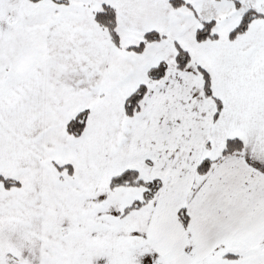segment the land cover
I'll list each match as a JSON object with an SVG mask.
<instances>
[{
    "label": "snow or ice",
    "instance_id": "obj_1",
    "mask_svg": "<svg viewBox=\"0 0 264 264\" xmlns=\"http://www.w3.org/2000/svg\"><path fill=\"white\" fill-rule=\"evenodd\" d=\"M0 264H264V0H0Z\"/></svg>",
    "mask_w": 264,
    "mask_h": 264
}]
</instances>
